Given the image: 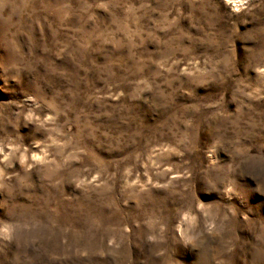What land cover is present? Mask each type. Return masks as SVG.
Instances as JSON below:
<instances>
[{
  "label": "rangeland",
  "instance_id": "1",
  "mask_svg": "<svg viewBox=\"0 0 264 264\" xmlns=\"http://www.w3.org/2000/svg\"><path fill=\"white\" fill-rule=\"evenodd\" d=\"M0 264H264V0H0Z\"/></svg>",
  "mask_w": 264,
  "mask_h": 264
}]
</instances>
